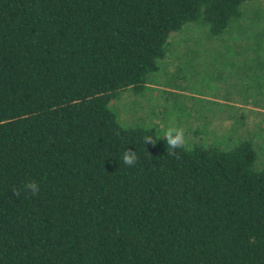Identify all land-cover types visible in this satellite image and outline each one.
Here are the masks:
<instances>
[{"label":"trees","instance_id":"obj_1","mask_svg":"<svg viewBox=\"0 0 264 264\" xmlns=\"http://www.w3.org/2000/svg\"><path fill=\"white\" fill-rule=\"evenodd\" d=\"M249 1L0 0V264H264L259 144L193 140L169 156L143 142L155 126L108 106L146 85L187 23L264 48L259 32L223 35Z\"/></svg>","mask_w":264,"mask_h":264},{"label":"rangeland","instance_id":"obj_2","mask_svg":"<svg viewBox=\"0 0 264 264\" xmlns=\"http://www.w3.org/2000/svg\"><path fill=\"white\" fill-rule=\"evenodd\" d=\"M243 31L264 36V3H244L241 16L223 35ZM222 40L206 38L197 23L172 33L159 69L148 74L146 85L137 92L120 89L109 100L118 122L153 125L161 132L182 127L187 142L228 144L250 137L259 144V159L264 161V97L249 96L255 91L264 95V60L258 56L264 48H256V42L248 47Z\"/></svg>","mask_w":264,"mask_h":264},{"label":"clouds","instance_id":"obj_3","mask_svg":"<svg viewBox=\"0 0 264 264\" xmlns=\"http://www.w3.org/2000/svg\"><path fill=\"white\" fill-rule=\"evenodd\" d=\"M158 139H163L167 144V154L169 156H176L177 149H186L187 140L185 135V130L178 126H169L162 130V135L154 138L151 135H145L143 137V142L155 145ZM121 162L126 166H133L137 163L138 157L136 151L131 149H124L123 155L120 158ZM26 190L30 191L33 195L40 191V187L36 182H28L23 186ZM14 194L16 196L20 195L19 190L14 189Z\"/></svg>","mask_w":264,"mask_h":264}]
</instances>
